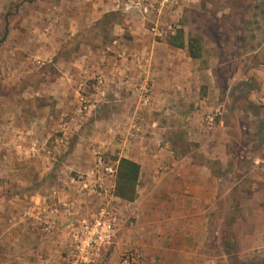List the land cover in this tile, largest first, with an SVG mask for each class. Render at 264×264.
Masks as SVG:
<instances>
[{
    "label": "rangeland",
    "instance_id": "374dc122",
    "mask_svg": "<svg viewBox=\"0 0 264 264\" xmlns=\"http://www.w3.org/2000/svg\"><path fill=\"white\" fill-rule=\"evenodd\" d=\"M155 26L161 36L152 30ZM179 29L185 41L195 37L200 42L201 56L190 63L195 96H206L201 81H212L204 116L222 119L227 129L216 155L223 162L205 158L222 190L216 215H210L206 264H264V208L249 201L253 188L264 192V113L258 103V82L264 78V0H0V264H46L40 248L30 250L34 240L43 241L31 233L44 222L29 212L68 207L74 222V178L86 177L74 170V122H83V128L93 115L134 109L124 76L131 84L143 76L137 78L134 68L122 75L111 69L126 63L142 70L154 42L170 49L168 41ZM194 108L144 107L142 112L162 121L166 138L176 133L180 153L190 151L200 161V143H188L180 121L172 125L174 117L180 120ZM120 137L117 132L113 139ZM205 147L210 148L208 141ZM103 151L106 160L118 158L117 149ZM47 167L48 185L42 175ZM100 191L85 194L80 218L109 200ZM49 194L55 197L41 199ZM243 211L255 217L242 220ZM70 223L65 219L67 233ZM251 229L255 233L244 234Z\"/></svg>",
    "mask_w": 264,
    "mask_h": 264
},
{
    "label": "crops",
    "instance_id": "0c3cea01",
    "mask_svg": "<svg viewBox=\"0 0 264 264\" xmlns=\"http://www.w3.org/2000/svg\"><path fill=\"white\" fill-rule=\"evenodd\" d=\"M185 1L188 3L189 0ZM169 48L167 50L162 42L155 41L153 48L145 56L147 66L142 70H138L133 64L122 63L123 66L113 67L111 74L122 75L134 68L137 78L141 76L150 78L152 95L151 102L145 106L146 108L169 110V108L194 106V110H188L180 120L174 117L177 120H173L172 125L180 121L182 134L188 143L190 141L200 143L196 153L201 155L203 160H196L190 151L180 153L176 149L174 143L177 139L176 133L172 130L167 133V136L171 135L170 139L169 136L166 138L167 128L162 121L156 117H147L142 112L139 96L131 83H126V86L136 102L134 109L119 115L112 113L114 116L111 113L101 117L93 115L83 128L81 124L83 122H74V156L77 160L74 163V170L83 173V176L85 174L84 179L90 188L95 182L92 175L94 159L92 149H95V146L91 147L93 141L99 143L98 148L105 151L117 149L118 158H128L140 165L135 199L128 201L119 198L124 215L132 216L134 224L132 226L122 224L119 227L114 247L110 252V259H116V263L120 253L130 248L140 253L139 264H157L158 261L161 264H206L210 258L207 245L209 220L212 213L216 215L217 201L221 198L222 190L220 178L206 159L213 157L220 163L223 162L224 158H216V155L223 146L221 140L223 136H227L225 133L227 129L222 119H214L215 122L209 125L206 121L207 115L204 116L212 81H201V84L207 85V95L195 96L197 80L190 68L192 58L186 48L172 45ZM165 63L166 65L163 66ZM65 76L69 78L68 74ZM70 88H72L71 84ZM259 88L261 92L258 103L264 113V78L263 82L261 80L260 84L258 82ZM64 89H69V86L66 84ZM137 117H140V137L132 139L128 137V133ZM116 119L118 122L114 126ZM168 127L174 128L171 125ZM117 132L121 137L118 141H114ZM207 141L210 145L208 149L205 147ZM50 167L42 172L47 185L50 182V179H47ZM260 170L262 172L260 179L264 181V165ZM113 184L114 179H107L95 187L103 190V194L100 191L101 197L111 199L116 197L113 194ZM90 188H83L82 182L74 178V223L80 219L85 209L82 203L85 201V194L92 193ZM253 190L250 203L254 204L255 208H264V192L258 190L255 192V188ZM50 196L51 200L55 197L54 194H49V196H41V199ZM51 200L48 203H51ZM68 202L72 206L73 202ZM54 208L36 213L33 211L35 208H32L29 212L30 215L35 214L36 218L44 222L40 225L41 230L38 229L36 232L32 230L31 233L35 237L42 236L43 241L37 243L34 240L30 250L38 251L40 248L44 256L43 262L46 264H60V252L65 247L67 237L64 221L66 219L72 222L73 219L71 216L73 212L68 207ZM254 217L253 213L243 211L239 218L243 220ZM262 229L264 233V227ZM254 230H248L244 234L251 235L255 233ZM158 257L161 260H158Z\"/></svg>",
    "mask_w": 264,
    "mask_h": 264
},
{
    "label": "built area",
    "instance_id": "2783aa9c",
    "mask_svg": "<svg viewBox=\"0 0 264 264\" xmlns=\"http://www.w3.org/2000/svg\"><path fill=\"white\" fill-rule=\"evenodd\" d=\"M173 3L176 0H171ZM152 30L157 36H161L163 31L158 30L157 26ZM125 81L129 83L128 75ZM104 82L102 77L97 78V85L101 86ZM151 79L148 77L139 78L133 83L137 94L139 105L144 108L151 102L152 86ZM140 107V108H141ZM140 117H137L131 124L128 137L137 139L140 137ZM206 121L212 125L215 120L213 116L207 115ZM94 162L92 175L95 179L94 185L90 186L85 179L80 176L77 179L82 182L83 188H90L95 191L96 185L107 179H114L116 175V161L106 160L104 151L100 148L93 150ZM264 165V160H263ZM66 205V204H64ZM122 224L132 226L134 218L126 217L122 211L121 201L118 197H111L106 203L99 206L98 210L89 217L76 220L68 225L67 240L61 254L60 264H107L110 259L119 227ZM140 253L135 249H125L120 255L116 264H139Z\"/></svg>",
    "mask_w": 264,
    "mask_h": 264
},
{
    "label": "trees",
    "instance_id": "16d2710c",
    "mask_svg": "<svg viewBox=\"0 0 264 264\" xmlns=\"http://www.w3.org/2000/svg\"><path fill=\"white\" fill-rule=\"evenodd\" d=\"M168 44L177 48H186L188 55L192 59H198L201 56L199 40L195 37H188L185 41L182 29H179L176 34L171 37ZM116 161L113 194L120 199L132 201L136 197L140 165L135 161L124 157L116 158Z\"/></svg>",
    "mask_w": 264,
    "mask_h": 264
}]
</instances>
